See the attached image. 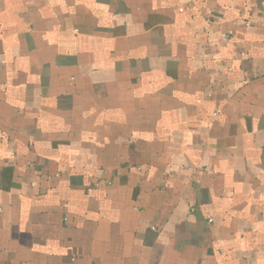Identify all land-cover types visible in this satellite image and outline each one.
I'll return each mask as SVG.
<instances>
[{
  "label": "crops",
  "instance_id": "crops-1",
  "mask_svg": "<svg viewBox=\"0 0 264 264\" xmlns=\"http://www.w3.org/2000/svg\"><path fill=\"white\" fill-rule=\"evenodd\" d=\"M0 264H264V0H0Z\"/></svg>",
  "mask_w": 264,
  "mask_h": 264
}]
</instances>
